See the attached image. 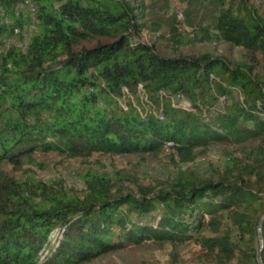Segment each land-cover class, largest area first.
Wrapping results in <instances>:
<instances>
[{"label": "trees", "instance_id": "1", "mask_svg": "<svg viewBox=\"0 0 264 264\" xmlns=\"http://www.w3.org/2000/svg\"><path fill=\"white\" fill-rule=\"evenodd\" d=\"M218 2L215 31L175 23L160 38L177 52L227 45L258 59L160 55L134 40L144 29L160 30L146 21V0H0V164L21 169L24 161L35 163L38 151L159 156L168 143L169 160L186 164L212 143L239 146L230 164L209 177L178 169L155 186L124 170H87L82 195L62 179L21 182L0 170V264H90L147 241H193L208 264L256 260L264 193V14L251 0ZM32 5L36 24L25 49L8 44L25 40L30 18L18 12ZM177 95L189 105L174 103ZM219 98L222 109L213 107Z\"/></svg>", "mask_w": 264, "mask_h": 264}, {"label": "rangeland", "instance_id": "2", "mask_svg": "<svg viewBox=\"0 0 264 264\" xmlns=\"http://www.w3.org/2000/svg\"><path fill=\"white\" fill-rule=\"evenodd\" d=\"M252 5L264 14V0H251ZM147 12L146 21L160 25L159 32L144 29L139 35L134 37L135 41L149 44L156 51L165 57H176L180 54L186 56H198L205 52H210L213 56H223L228 62H236L244 59L245 55L258 59L257 55L245 50L231 49L227 45H204L197 47H181L175 51L171 44L160 38V35H168L171 27L175 23H180L181 27L187 31H192L200 26L216 30V18L220 10L218 0H146ZM29 6H22L19 12L29 15L30 25L25 29V40L20 42L14 37L8 44L21 46L25 49L29 35L35 29L36 18L33 11H29ZM87 47H92L95 42L84 43ZM260 70V69H259ZM237 99L241 98L239 89L233 90ZM185 98L177 95L172 96L174 103L184 104ZM186 100V99H185ZM224 100V99H223ZM140 102V100H139ZM125 101H121L124 106ZM121 105V106H122ZM156 110L157 107L155 108ZM155 110V112H157ZM159 111V110H158ZM159 115V114H158ZM253 141L244 145H250ZM172 144L164 146V153L155 156L149 154L138 155H107L96 153L90 157H66L57 152H36L35 163L24 161L21 169H15L8 162L0 164V170L5 171L21 182L28 177L39 179L48 184L62 179L66 187L75 194L82 195L85 186L81 180V175L87 170H98L101 173H113L114 169L124 170L134 175L142 185L155 186L159 182H165L175 177L178 169L194 170L203 176H211L216 169H223L230 164L231 157L236 155L238 145L227 143H212L207 148H199L194 162L186 164H174L168 154L172 152ZM260 212L264 215V193L261 196ZM163 207L156 213L160 215ZM195 235V234H194ZM200 235L210 236L207 231H202ZM199 235V236H200ZM196 235V237H199ZM259 250V240L257 242ZM90 264H208L202 257L200 248L189 241L184 244H172L169 242L159 243L147 241L142 245L130 246L126 249L108 254ZM234 264H238L235 262ZM251 264H258L257 258Z\"/></svg>", "mask_w": 264, "mask_h": 264}, {"label": "water", "instance_id": "3", "mask_svg": "<svg viewBox=\"0 0 264 264\" xmlns=\"http://www.w3.org/2000/svg\"><path fill=\"white\" fill-rule=\"evenodd\" d=\"M258 240H259V250L257 252V263L264 264L263 253H264V215L261 217L258 227Z\"/></svg>", "mask_w": 264, "mask_h": 264}, {"label": "built area", "instance_id": "4", "mask_svg": "<svg viewBox=\"0 0 264 264\" xmlns=\"http://www.w3.org/2000/svg\"><path fill=\"white\" fill-rule=\"evenodd\" d=\"M214 78H215V77H214ZM161 92H162V91H161ZM162 100H164V99H163V92H162ZM183 100H184V104L189 105L188 102H186L185 99H183ZM222 103H224V100H223L222 98H219L218 102H217L213 107H215V108H217V109H222ZM159 118H163V119H165V115L163 114L162 116H159Z\"/></svg>", "mask_w": 264, "mask_h": 264}, {"label": "bare ground", "instance_id": "5", "mask_svg": "<svg viewBox=\"0 0 264 264\" xmlns=\"http://www.w3.org/2000/svg\"><path fill=\"white\" fill-rule=\"evenodd\" d=\"M34 5L30 6V10L33 11V14L35 15L36 14V9L33 7ZM2 11V10H1ZM4 22H6L7 24L10 23L11 21L9 19H6ZM11 24V23H10ZM16 33H19V29H16L15 30ZM189 104V102H188ZM185 106H188V105H185ZM217 109V108H216ZM161 116L160 114L158 115V117Z\"/></svg>", "mask_w": 264, "mask_h": 264}]
</instances>
